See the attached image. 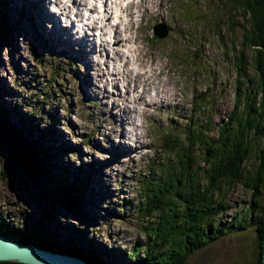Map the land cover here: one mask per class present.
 Returning <instances> with one entry per match:
<instances>
[{"label":"rangeland","instance_id":"rangeland-1","mask_svg":"<svg viewBox=\"0 0 264 264\" xmlns=\"http://www.w3.org/2000/svg\"><path fill=\"white\" fill-rule=\"evenodd\" d=\"M13 1L20 5L18 0ZM128 1L121 2L124 8ZM54 2L57 6L56 0H21L19 9L28 17L32 16L36 29L42 31L38 33L32 25H27L24 32H16L14 39L0 48V104L10 111L11 124L21 127L31 124V136L53 146L51 151L55 154L50 164L66 166L68 178L89 176L84 196L87 210L65 206L56 209L53 214L58 220L51 224L56 234L67 237L70 232L85 228L84 239L128 251L143 242L141 227L149 219L139 218L135 212L140 190L137 179L141 173H147L146 168L153 159L172 157L163 152L161 136L179 131L182 137L183 129L191 123L189 118L202 116L205 125L208 114L215 133V124L231 108L236 69L230 52L238 47L245 21L230 0H133L131 5L128 3L131 12L128 19L133 27L131 42L120 40L113 44L115 49L124 52L117 57L112 50H100L97 43L88 50L85 47L88 41L81 37L82 28H62L60 20H68L76 7L70 0V10L60 7L58 16L46 10V6L48 10L49 7L57 10ZM192 3L198 5L199 10L187 9L194 6ZM83 6L80 4V9ZM106 8L112 10L109 5ZM94 14L97 15L95 11ZM198 14L196 19L200 23L187 19ZM121 15L124 21L127 17L123 12ZM227 15H232L235 21L233 28ZM21 17L18 15L16 20L20 21ZM108 21L105 28L111 30L115 18L110 17ZM158 22L169 26L164 37L152 36L153 25ZM120 25L123 35L125 32ZM90 35L92 39L96 37L91 29ZM127 47L132 50H126ZM77 51L79 56H76ZM101 59H105L106 66ZM123 60L130 63L126 66ZM54 64L62 68L72 66L62 71L64 75L59 79L55 70L50 73ZM77 67L85 70L83 75L76 73ZM133 69L140 71V75L136 76L135 85L130 86L136 74V71L132 73ZM248 73L257 78L251 65ZM85 76L88 80L82 85ZM160 82L164 84V91L159 88ZM157 86V96H153L152 87ZM41 87L46 89L45 99L49 104L43 103L37 93ZM195 95L203 99L199 110L193 111ZM161 97L165 105L158 107L157 114L156 105L160 104ZM16 106L27 119L24 123L12 115L11 107ZM205 106L208 114L203 110ZM127 115H131L135 125L127 123ZM42 131L45 137L41 136ZM120 150L134 152L131 158H126ZM6 151L4 137L0 136V216L15 224L25 219L32 223L45 217L49 199L42 190L44 182L17 170L6 173ZM255 164L251 156L246 167L253 168ZM59 170L63 173L62 168ZM225 192L229 206L223 217L242 215L244 209H248L251 190L238 183ZM259 199V206H263L264 189ZM259 211L260 207L251 215ZM243 222L242 229L210 241L181 264H254L255 228L247 218Z\"/></svg>","mask_w":264,"mask_h":264},{"label":"trees","instance_id":"trees-1","mask_svg":"<svg viewBox=\"0 0 264 264\" xmlns=\"http://www.w3.org/2000/svg\"><path fill=\"white\" fill-rule=\"evenodd\" d=\"M230 1L240 10L245 21L238 47L230 52L236 69L232 106L215 124V133L205 106L207 124H203L202 116L199 119L191 117L182 137L179 131L171 136H161L163 152L172 154V157L153 159L146 168L147 173H141L137 179L140 190L135 212L139 218H149L141 227L143 242L128 251H121L84 239L85 228L70 232L67 237L57 235L51 226L58 220L53 212L64 206L86 211L84 196L87 195L89 176L68 178L66 166L50 164L55 154L51 151L53 146L32 137L31 124L26 123L24 127L11 124L10 111L1 104L0 136L4 137L8 158L5 172L17 170L44 182L42 190L49 199V209L45 217L32 223L28 219L21 224L10 223L0 216V233L40 248L70 253L84 259L86 264H181L210 241L242 229L247 218L252 221L256 233L254 264H262L264 205L259 206V198L264 189V0ZM18 2L20 5L13 0H0V48L12 41L16 32H24L27 25H32L40 33L32 16L28 17L19 9L21 0ZM192 4L194 6L187 9L199 10L198 5ZM18 15H22L20 21L16 20ZM198 17L199 14L190 15L187 19L200 23ZM227 19L233 28L232 15H227ZM215 25L218 26L216 22ZM249 65L255 69L257 78L249 75ZM68 68L70 66L63 65L62 68L54 64L50 73L55 70L56 78L61 79L62 71H68ZM45 90L41 87L37 93L43 103L49 104ZM195 98L193 111L199 110L203 96L195 95ZM11 108L12 115L19 117L20 122L27 121L19 106ZM40 134L43 136L44 132ZM251 156L256 160L253 168L246 167ZM238 183L251 190L249 210L244 209L242 215L237 213L224 218L229 206L225 190ZM259 207L260 211L251 215ZM106 257L115 260L112 262ZM0 264L29 263L0 260Z\"/></svg>","mask_w":264,"mask_h":264},{"label":"bare ground","instance_id":"bare-ground-1","mask_svg":"<svg viewBox=\"0 0 264 264\" xmlns=\"http://www.w3.org/2000/svg\"><path fill=\"white\" fill-rule=\"evenodd\" d=\"M57 2H56V4H57V7L60 9V7L61 8H63L64 10H66V9H68V10H70V8H68L69 7V4L70 3H68V4H61V0H56ZM72 1V3L74 4V6L76 7V9L75 10H72L73 12L74 11H76L75 12V14L77 15V16H80L82 13H81V11H80V8H79V5L81 4V2L83 3V4H85V0H71ZM99 1V4L98 5H96V4H92L93 5V8H95L96 6L99 8V10L100 11H98L97 12V15H98V17H90V15H88V16H86V18L84 19V20H82L81 18H80V20L82 21V22H79V23H76V25L74 26V23H72V21L71 22H69L67 25H66V27L68 28V29H70V30H72V28H75L76 26V28H77V30L78 29H80V28H82V31H83V33L81 34V37L82 38H84V39H86L88 42H87V44L85 45V47H87V49L89 50V49H91V48H93V46H94V41L92 40V38H91V35H90V29L92 30L94 27L95 28H97V30H98V36H97V45H99L100 46V50H112V52L113 53H115V56H117V57H121L122 56V54L124 53V52H122L121 51V49L120 48H117V49H115V47H114V43H116V42H119L120 40H123V41H125V40H127L129 43L131 42V38H132V26L130 25V23H131V20L130 19H128V16L131 14V12L130 11H128V9H129V7H128V3L131 5V0H129L128 2H127V4H126V8H124L123 6H122V4L120 3V1H122V0H118L117 1V3H116V5H115V9H114V15L112 16L111 14H108V12H106L105 10L107 9L106 8V6H108L107 5V2H106V0H98ZM103 11H105L104 13H103V15H102V10ZM72 12V13H73ZM121 12H123V13H125V16L127 17L125 20H124V22H121V20H120V16H118V14L119 13H121ZM49 13V12H48ZM67 13V12H66ZM106 13H107V17H106ZM57 15H58V13H56ZM84 15H86V10H85V12H84ZM102 15V16H101ZM59 16V15H58ZM106 17V18H105ZM110 17H112V18H115L116 19V21H115V23H112L111 24V27H112V29L111 30H109V29H106L105 27L109 24V21L108 22H106V20L108 19V18H110ZM68 18V17H67ZM66 19V18H65ZM64 19V20H65ZM70 19H71V17L68 19V21H70ZM97 21L98 22H101V24L100 25H97ZM120 24H122V26H123V31L125 32V35H121L122 33H121V31L119 30V27L121 26ZM112 32V33H111ZM70 33V32H69ZM106 35V36H105ZM73 36V35H72ZM103 36H105V37H103ZM66 38V37H65ZM133 43H135V42H133ZM116 50V51H115ZM126 50H132V49H130V47H127V49ZM92 54V53H91ZM124 61V65H128L129 63H130V61H127L126 63H125V60H123ZM94 66V65H93ZM130 69V68H129ZM132 69V68H131ZM134 71H136L135 69H133V72L132 73H134ZM131 72V71H130ZM140 72V71H139ZM138 71H136L135 73L136 74H134V77H133V79H132V81H131V85L130 86H132L133 84L135 85V83H136V76H138V75H140V73H139ZM127 76V75H126ZM129 77V76H128ZM128 77H125V78H127L128 79ZM114 79V78H113ZM139 79V78H138ZM150 81V80H149ZM119 83V82H118ZM161 83V82H160ZM129 86V87H130ZM164 86V84L163 83H161V85H160V87L159 86H157V87H155V89H157L158 87L159 88H161V91H164L165 90V88H162ZM128 87V88H129ZM127 90V89H126ZM160 90V89H159ZM161 93V92H160ZM165 92H163V94H164ZM162 94V93H161ZM154 95H156V90H155V92H154V94H153V96ZM159 95V94H158ZM164 95H166V94H164ZM157 96V95H156ZM161 96V95H160ZM142 97V96H141ZM166 97V96H165ZM163 101H164V97L162 98H160V103H163ZM136 102V101H135ZM156 106H158V105H156ZM127 107V106H126ZM131 116V115H130ZM129 115H127V119H126V121H127V123H131V125H135V123L132 121V119H131V117H130ZM124 118V117H123ZM137 124V123H136ZM133 127V126H132ZM137 128V127H136ZM129 129V128H128Z\"/></svg>","mask_w":264,"mask_h":264},{"label":"water","instance_id":"water-1","mask_svg":"<svg viewBox=\"0 0 264 264\" xmlns=\"http://www.w3.org/2000/svg\"><path fill=\"white\" fill-rule=\"evenodd\" d=\"M155 33L163 36L167 31L163 24L154 25ZM262 264H264V235L262 239ZM0 260H13L29 264H86L78 256L40 248L36 245L11 239L0 233Z\"/></svg>","mask_w":264,"mask_h":264},{"label":"clouds","instance_id":"clouds-1","mask_svg":"<svg viewBox=\"0 0 264 264\" xmlns=\"http://www.w3.org/2000/svg\"><path fill=\"white\" fill-rule=\"evenodd\" d=\"M70 2V0H61V4H68ZM53 10H56V9H53ZM41 31V30H40Z\"/></svg>","mask_w":264,"mask_h":264}]
</instances>
